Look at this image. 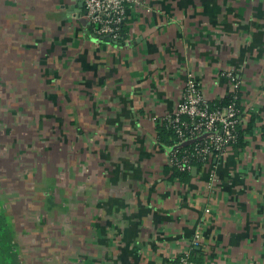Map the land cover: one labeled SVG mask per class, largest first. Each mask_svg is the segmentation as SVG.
Masks as SVG:
<instances>
[{
    "label": "crops",
    "instance_id": "crops-1",
    "mask_svg": "<svg viewBox=\"0 0 264 264\" xmlns=\"http://www.w3.org/2000/svg\"><path fill=\"white\" fill-rule=\"evenodd\" d=\"M80 1L0 0L6 47L71 80L85 126L104 135L88 139L85 161L100 167L84 194L43 225L39 264H166L188 251L191 264H264V0H138L119 41L93 32ZM227 72L240 82L242 145L177 175L160 119L188 79L220 100Z\"/></svg>",
    "mask_w": 264,
    "mask_h": 264
},
{
    "label": "rangeland",
    "instance_id": "rangeland-1",
    "mask_svg": "<svg viewBox=\"0 0 264 264\" xmlns=\"http://www.w3.org/2000/svg\"><path fill=\"white\" fill-rule=\"evenodd\" d=\"M5 36L0 31V264H39L38 245L51 234L43 225L67 212L68 198L84 194L87 169L100 167L98 155L90 166L85 161L88 139L104 135L85 126L83 107L73 98L81 90L65 76L50 78L34 50L26 58L12 54Z\"/></svg>",
    "mask_w": 264,
    "mask_h": 264
},
{
    "label": "built area",
    "instance_id": "built-area-1",
    "mask_svg": "<svg viewBox=\"0 0 264 264\" xmlns=\"http://www.w3.org/2000/svg\"><path fill=\"white\" fill-rule=\"evenodd\" d=\"M137 3L138 0H82L84 17L93 32L115 41L124 40L127 10ZM225 75L231 83L226 104L217 105L216 101L206 99L199 84L188 79L177 108L161 118L165 128L174 135L168 162L179 172L191 171L195 163L203 165L209 156L222 155L228 146L237 142L242 124L240 82L232 72ZM186 141L189 143L183 145ZM210 177L214 180L213 175ZM200 240L201 231L197 230L190 240V250L198 246ZM166 264H191L190 251Z\"/></svg>",
    "mask_w": 264,
    "mask_h": 264
},
{
    "label": "trees",
    "instance_id": "trees-1",
    "mask_svg": "<svg viewBox=\"0 0 264 264\" xmlns=\"http://www.w3.org/2000/svg\"><path fill=\"white\" fill-rule=\"evenodd\" d=\"M229 101V95H225L224 97H222L220 100H218L216 103L217 105H224ZM254 122V117L251 116V118L249 119V123L246 127V130L252 125V123ZM157 131H158V136L160 138V140L168 145H172L173 144V139H174V135L171 133V131H169L168 129L165 128L164 124L162 123L161 125L157 126ZM242 140H243V130L242 128H239L238 133H237V142L234 145L240 144L242 145ZM194 166L196 168H200L201 164L200 163H195ZM191 171L189 172H179L178 170H175L174 173L177 175H182L184 173L189 174Z\"/></svg>",
    "mask_w": 264,
    "mask_h": 264
},
{
    "label": "water",
    "instance_id": "water-1",
    "mask_svg": "<svg viewBox=\"0 0 264 264\" xmlns=\"http://www.w3.org/2000/svg\"><path fill=\"white\" fill-rule=\"evenodd\" d=\"M80 2H81V7H83L82 0H81ZM101 38H102V39H105V40H107V41H113V40H111L108 36H102ZM188 143H189V141H186V142L183 143V145H186V144H188ZM194 170H195V169L193 168L192 171H194Z\"/></svg>",
    "mask_w": 264,
    "mask_h": 264
}]
</instances>
